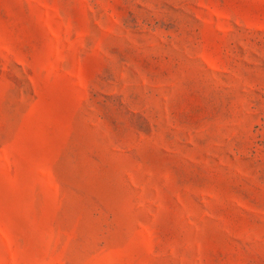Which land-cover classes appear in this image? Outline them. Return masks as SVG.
I'll return each mask as SVG.
<instances>
[{
	"label": "rangeland",
	"instance_id": "374dc122",
	"mask_svg": "<svg viewBox=\"0 0 264 264\" xmlns=\"http://www.w3.org/2000/svg\"><path fill=\"white\" fill-rule=\"evenodd\" d=\"M0 264H264V0H0Z\"/></svg>",
	"mask_w": 264,
	"mask_h": 264
}]
</instances>
